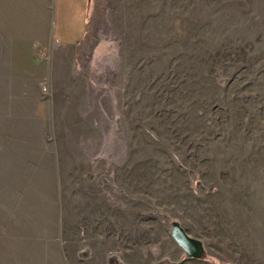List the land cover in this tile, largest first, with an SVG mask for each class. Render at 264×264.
<instances>
[{
	"label": "rangeland",
	"instance_id": "374dc122",
	"mask_svg": "<svg viewBox=\"0 0 264 264\" xmlns=\"http://www.w3.org/2000/svg\"><path fill=\"white\" fill-rule=\"evenodd\" d=\"M69 2L74 97L0 115V264H264V0Z\"/></svg>",
	"mask_w": 264,
	"mask_h": 264
},
{
	"label": "crops",
	"instance_id": "0c3cea01",
	"mask_svg": "<svg viewBox=\"0 0 264 264\" xmlns=\"http://www.w3.org/2000/svg\"><path fill=\"white\" fill-rule=\"evenodd\" d=\"M69 8V0L56 8L54 0L47 5L43 0H0L2 121L45 122L52 99L74 97L76 49L87 36L89 20L80 6L81 23L75 28L80 39H65L74 30L67 20Z\"/></svg>",
	"mask_w": 264,
	"mask_h": 264
},
{
	"label": "water",
	"instance_id": "95a60500",
	"mask_svg": "<svg viewBox=\"0 0 264 264\" xmlns=\"http://www.w3.org/2000/svg\"><path fill=\"white\" fill-rule=\"evenodd\" d=\"M170 236L189 260H200L205 252L201 241L190 237L179 223H172Z\"/></svg>",
	"mask_w": 264,
	"mask_h": 264
},
{
	"label": "trees",
	"instance_id": "16d2710c",
	"mask_svg": "<svg viewBox=\"0 0 264 264\" xmlns=\"http://www.w3.org/2000/svg\"><path fill=\"white\" fill-rule=\"evenodd\" d=\"M204 256H205V252H204V254H203L202 258H203ZM202 258H201V259H202Z\"/></svg>",
	"mask_w": 264,
	"mask_h": 264
}]
</instances>
